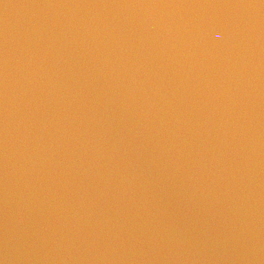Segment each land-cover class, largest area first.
Masks as SVG:
<instances>
[{
  "label": "water",
  "instance_id": "1",
  "mask_svg": "<svg viewBox=\"0 0 264 264\" xmlns=\"http://www.w3.org/2000/svg\"><path fill=\"white\" fill-rule=\"evenodd\" d=\"M0 264H7L4 260H3V258L0 256Z\"/></svg>",
  "mask_w": 264,
  "mask_h": 264
}]
</instances>
